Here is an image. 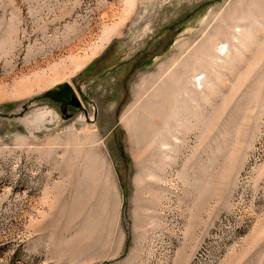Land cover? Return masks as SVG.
Here are the masks:
<instances>
[{
	"label": "rangeland",
	"instance_id": "374dc122",
	"mask_svg": "<svg viewBox=\"0 0 264 264\" xmlns=\"http://www.w3.org/2000/svg\"><path fill=\"white\" fill-rule=\"evenodd\" d=\"M0 264H264V0H0Z\"/></svg>",
	"mask_w": 264,
	"mask_h": 264
},
{
	"label": "bare ground",
	"instance_id": "6f19581e",
	"mask_svg": "<svg viewBox=\"0 0 264 264\" xmlns=\"http://www.w3.org/2000/svg\"><path fill=\"white\" fill-rule=\"evenodd\" d=\"M199 84H202L201 78H199ZM41 114V113H40Z\"/></svg>",
	"mask_w": 264,
	"mask_h": 264
}]
</instances>
